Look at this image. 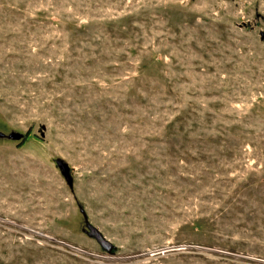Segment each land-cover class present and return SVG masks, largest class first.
Instances as JSON below:
<instances>
[{"label": "rangeland", "instance_id": "rangeland-1", "mask_svg": "<svg viewBox=\"0 0 264 264\" xmlns=\"http://www.w3.org/2000/svg\"><path fill=\"white\" fill-rule=\"evenodd\" d=\"M0 264H264V0H0Z\"/></svg>", "mask_w": 264, "mask_h": 264}, {"label": "water", "instance_id": "water-1", "mask_svg": "<svg viewBox=\"0 0 264 264\" xmlns=\"http://www.w3.org/2000/svg\"><path fill=\"white\" fill-rule=\"evenodd\" d=\"M12 135H13L12 136L13 138H16L18 136L17 133L12 134ZM57 165L60 169L61 174L65 176L67 184L71 185L72 178L68 175L67 165L59 161H57ZM87 232H88V235L90 237H93L104 250H111L112 246L106 240H104L100 232H98L94 227L88 225Z\"/></svg>", "mask_w": 264, "mask_h": 264}, {"label": "trees", "instance_id": "trees-1", "mask_svg": "<svg viewBox=\"0 0 264 264\" xmlns=\"http://www.w3.org/2000/svg\"><path fill=\"white\" fill-rule=\"evenodd\" d=\"M57 161H58V160H57ZM57 161H56V162H57ZM59 162H61V161H59ZM62 163H63V162H62ZM56 164H57V163H56ZM57 167H58V165H57ZM58 168H59V167H58ZM68 174H69V171H68ZM80 212H81L83 218L86 219L85 216L83 215L84 213H83V211H82L81 209H80Z\"/></svg>", "mask_w": 264, "mask_h": 264}]
</instances>
